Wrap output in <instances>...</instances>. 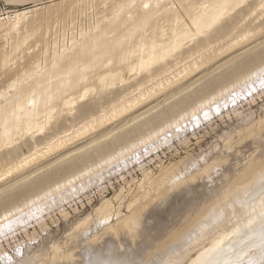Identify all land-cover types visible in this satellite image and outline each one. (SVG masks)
Instances as JSON below:
<instances>
[{
    "label": "rangeland",
    "instance_id": "rangeland-1",
    "mask_svg": "<svg viewBox=\"0 0 264 264\" xmlns=\"http://www.w3.org/2000/svg\"><path fill=\"white\" fill-rule=\"evenodd\" d=\"M263 21L264 0L0 15V264H264V59L228 74Z\"/></svg>",
    "mask_w": 264,
    "mask_h": 264
},
{
    "label": "bare ground",
    "instance_id": "bare-ground-1",
    "mask_svg": "<svg viewBox=\"0 0 264 264\" xmlns=\"http://www.w3.org/2000/svg\"><path fill=\"white\" fill-rule=\"evenodd\" d=\"M200 20H201V21H200ZM200 20H199L200 22H204V19H203V18H201ZM263 23H264V21H263ZM227 26H228V25H227ZM222 27H223V26H222ZM222 27H221V28H222ZM224 27H225V26H224ZM224 27H223V28H224ZM223 28H222V29H223ZM260 28H261V27H260ZM225 29H226V27H225ZM262 30H263V28H262ZM262 30H261V31H262ZM256 31H259V30H256ZM262 32H263V31H262ZM256 33H257V32H256ZM256 33H255V34H256ZM259 33H260V32H258L257 34H259ZM258 44H261V42L258 43ZM253 46H254V45H252L250 49L247 48V49L249 50V52L251 51V49H252ZM259 46H260V45H259ZM259 46H258V49H260V50H257V51H255V52H252V51H253V50H252V51H251L252 53H248V54H246L245 58H243V59L241 58L242 60H241L240 64L238 63L239 66H237V64H235L236 66H235L234 64H232V65L234 66V69H233V67H229V69L232 68L233 70H232L231 72H228V74H229V73H230V74L233 73V72L236 71L238 68L240 69V71H241L242 69H245V68L247 69V67L251 66L252 64L255 65V63H259L260 60L264 59V49H263V48H262V49L259 48ZM256 47H257V46H256ZM260 47H261V46H260ZM263 47H264V45H263ZM244 48H245V47H244ZM253 49H254V47H253ZM246 52H248V51H246ZM246 52H245V53H246ZM245 53H244V54H245ZM239 54H242V53H239ZM237 55H238V54H237ZM242 56H243V55H242ZM240 57H241V56H240ZM240 57H239V58H240ZM233 60H234V59H233ZM236 60H237V59H236ZM231 62H232V61H231ZM263 62H264V61H263ZM263 62H262V63H263ZM232 63H233V62H232ZM262 63H261V64H262ZM229 66H231V65H229ZM235 67H238V68H235ZM227 69H228V67L225 68V70H227ZM249 70H250V69H249ZM227 71H229V70H227ZM227 71H224V70H223V72H225V73H227ZM237 71H238V70H237ZM243 71H244V70H243ZM221 73H222V72H221ZM225 73H224V74H225ZM240 73H241V72H240ZM224 74H221V76L224 75ZM219 75H220V74H219ZM219 75H217V76H219ZM231 75H232V74H231ZM233 75H234V74H233ZM235 75H236V74H235ZM212 78H213V77H212ZM220 78H222V77H219V79H220ZM217 79H218V78H217ZM217 79L215 80L216 83H217ZM219 79H218V80H219ZM222 79H224V76H223ZM222 79H220V80L222 81ZM226 79H227V78H226ZM226 79H225V80H226ZM230 79H231V77H230ZM203 81H204V80H203ZM203 81H202V83H203ZM206 81H207V80H206ZM213 82H214V81H212L211 83H213ZM223 82H224V81H223ZM214 83H215V82H214ZM214 83L211 84V85H214ZM206 84H207V87H208V84H209V83L206 82ZM206 84H205V85H206ZM217 84H219V83H217ZM221 84H223V83H221ZM200 85H201V84H200ZM202 85H204V84H202ZM202 85H201L200 87H202ZM205 85H204V86H205ZM209 85H210V84H209ZM215 86H218V85H215ZM207 87H204V88H205V91H206V88H207ZM211 87H212V86H211ZM211 87H209V88H211ZM198 88H199V87H198ZM198 88H196L197 90L195 89V92H198V91L201 90L203 87H202L201 89H198ZM209 88H208V89H209ZM213 90H215L214 87H213ZM201 91L203 92V90H201ZM201 91H200V92H201ZM211 91H212V90H211ZM191 93H193V91H191L190 94H191ZM208 93H209V92H208ZM188 94H189V93H188ZM188 94H187V95H188ZM198 94H199V93H198ZM201 94H202V93H201ZM193 95H195V93H194ZM188 97L191 98L192 96L190 97V96L188 95ZM196 97H197V96H196ZM182 98L187 99L186 97H182ZM185 99H184V100H185ZM193 99H195V98H193ZM180 100H183V99L180 98ZM178 101H179V100H178ZM188 101H189V100H188ZM181 102H182V101H181ZM177 103H179V102H176V104H177ZM188 103H189V102H188ZM188 103H187V105H188ZM185 105H186V104H185ZM171 106H172V109H174V110H173V111L170 110V111H171V112H174L177 108H176V109L173 108V103H172ZM171 106L169 105V107H171ZM179 106H180V105H179ZM169 107H167L168 110L165 109V110H166V113L164 114L165 116L160 115V117H158V118H160V120H161V117H162V118L164 117L163 119H165V117H168V116H167V115H168L167 113L170 112V111H169V109H170ZM182 107H183V106H182ZM132 108H133V107H132ZM151 108H152V107H151ZM178 108H179V107H178ZM180 109H181V107H180ZM183 109H184V108H183ZM150 111H151V110H150ZM161 112L164 113L165 111H161ZM161 112H160V113H161ZM171 112H170V113H171ZM169 115H170V114H169ZM154 116H155V115H154ZM155 117H156V119H157V116H155ZM155 117H154V119H155ZM152 119H153V118H152ZM152 119H151V120H152ZM154 119L152 120V122H155L156 119H155V120H154ZM158 120H159V119H158ZM158 120H156V121L159 122ZM165 120H166V119H165ZM162 121H163V120H162ZM147 122H148V121H147ZM147 122H146V123H147ZM152 122H150V123H152ZM142 124H143V123H142ZM154 124H155V123H154ZM139 125L141 126V124H139ZM139 125H137V126H139ZM143 125H144V124H143ZM143 125H142V126H143ZM137 126H136L137 129L140 128V127H137ZM142 126H141V127H142ZM144 126H145V125H144ZM151 126H153V124H151L150 127H151ZM145 127H146V126H145ZM148 128H149V125H148ZM137 129H135V127H134L133 130L135 131V130H137ZM141 129H142V128H141ZM141 129H140V130H137L136 133L133 131V132H134L133 134H134V135H135V134L137 135V133H139L140 131H142L144 128H143L142 130H141ZM144 130H146V129H144ZM127 131H128V130H127ZM127 131L124 132V133H127ZM130 131H131V130H130ZM138 131H139V132H138ZM131 132H132V131H131ZM128 133H130V132L128 131ZM128 133H127V135H128ZM131 134H132V133H131ZM131 134H129L128 136L126 135V136H127V137H131V136H130ZM126 136H125V137H126ZM119 137H120V136H119ZM121 137H123V136L121 135ZM125 137H123V138H125ZM123 138H122V139H123ZM116 139H117V138H116ZM118 139H119V138H118ZM122 139L120 138V140H122ZM118 142H119V141H118ZM118 142L115 141V142H113V144H114V143L116 144V143H118ZM111 144H112V143H111ZM111 144H110V145H111ZM113 144H112V145H113ZM110 145H109V146H110ZM112 145H111V146H112ZM109 146H108V147H109ZM101 150H102V149H101ZM101 150H100V151H101ZM98 151H99V150H98ZM98 151H96V152H98ZM100 151H99V152H100ZM80 159H81V158H80ZM258 169H259V168H258ZM244 170H245V169H244ZM245 172H246V171H245ZM247 175H248V173H247ZM259 175H260V174H259ZM261 175H262V174H261ZM243 176H244V175H243ZM247 177H248V176H247ZM247 177H246V178H247ZM239 178H240V177H239ZM242 178H243V177H242ZM257 178H259V177H257ZM257 178H256V179H257ZM253 179H254V178H253ZM238 180H239V179H238ZM243 180H244V179H243ZM46 181H47V180H46ZM231 181H232V180H231ZM259 181H260V180H259ZM232 182H234V181H232ZM238 182H239V181H238ZM240 182H241V181H240ZM256 182H257V181H256ZM43 183H44V182H43ZM226 183H227V182H226ZM259 183H260V182H259ZM261 183H262V182H261ZM46 184H47V183H46ZM46 184H44V185H46ZM41 185H42V183H41ZM44 185H43V186H44ZM38 186H39V185H38ZM218 186H219V185H218ZM231 186H232V185H231ZM234 186H235V184H234ZM234 186H233V187H234ZM258 186H259V184H258ZM34 188H36V187H34ZM37 188H39V187H37ZM229 188H231V187H229ZM227 189H228V187H227ZM227 189H226V190H227ZM244 189H245V188H244ZM253 189H254V188H253ZM241 190H242V189H241ZM248 190H249V189H248ZM243 191H244V190H243ZM237 192H238V191H237ZM251 192H252V191H251ZM237 194H238V193H237ZM253 194H254V193H253ZM233 195H234V194H233ZM239 195H240V193H239ZM246 196H247V195H246ZM208 198H209V197H208ZM212 198H213V197H212ZM210 199H211V198H210ZM238 199H239V198H238ZM207 201H208V200H207ZM210 201H211V200H210ZM213 202H214V201H213ZM213 202H212V203H213ZM231 206H232V205H231ZM177 211H178V210H177ZM213 218H214V217H213ZM131 227H132V226H131ZM195 230H196V229H195ZM133 233H134V232H133ZM162 233H163V232H162ZM172 234H174V231H173V230H172V231H169L167 234L165 233L164 236H161L160 241H158V243H161V242H163L164 240L170 238ZM159 236H160V235H159ZM175 236H176V235H175ZM173 237H174V236H173ZM187 238H188V237H187ZM158 240H159V238H158ZM154 241H155V240H154ZM150 242H151V241H150ZM155 242H156V241H155ZM164 242H165V241H164ZM228 244H230V243H228ZM158 245H159V244H158ZM158 245H157V246H158ZM184 245H185V244H184ZM231 245H232V244H231ZM234 245H236V243H235ZM157 246L154 244V246H153L154 248H153V249L151 248V249H152L151 252L154 251L155 249H157V248H158ZM226 247H227V246H226ZM231 247H232V246H231ZM233 247H235V246H233ZM147 248H148V247H147ZM149 248H150V246H149ZM172 249H173V248H172ZM205 249H206V248H205ZM231 249H232V248H231ZM147 250H148V249H147ZM147 250H146V252L148 253L149 251H147ZM226 251H227V250H226ZM151 252H150V253H151ZM169 252H170V251H169ZM184 252H185V251H184ZM215 252H216V251H214L212 254H207V253H206V254L209 255V256H207V257L202 258L201 260H199V261H198V264H215L214 262H216L217 259H220L221 261H223V260L219 257L220 254H217V253H215ZM147 253H146V254H147ZM166 253H168V252H166ZM170 253H171V252H170ZM180 253H181V252H180ZM218 253H219V252H218ZM224 253H225V251H224ZM224 253H223L222 256H224ZM98 255H99V254H98ZM168 255H170V254H168ZM222 256H221V257H222ZM226 256H227V255H226ZM226 256H225V257H226ZM132 257H133V256H132ZM171 257H172V256H171ZM218 257H219V258H218ZM225 257H224V258H225ZM224 258H223V259H224ZM225 259H226V258H225ZM229 259H230V258H229ZM126 260H127V259H126ZM217 261H218V260H217ZM110 262H111V261H110ZM124 262H125V261H124ZM219 262H220V261H218V262H216V263H219ZM108 263H109V262H108ZM117 264H118V263H117ZM127 264H128V261H127ZM220 264H221V262H220Z\"/></svg>",
    "mask_w": 264,
    "mask_h": 264
},
{
    "label": "crops",
    "instance_id": "crops-1",
    "mask_svg": "<svg viewBox=\"0 0 264 264\" xmlns=\"http://www.w3.org/2000/svg\"><path fill=\"white\" fill-rule=\"evenodd\" d=\"M50 1L52 0H0V15L7 11L35 7Z\"/></svg>",
    "mask_w": 264,
    "mask_h": 264
}]
</instances>
